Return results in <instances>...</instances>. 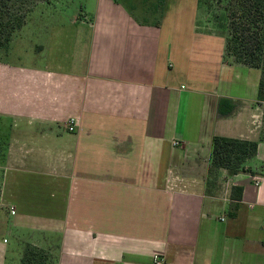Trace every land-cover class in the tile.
I'll return each instance as SVG.
<instances>
[{"label":"crops","instance_id":"1","mask_svg":"<svg viewBox=\"0 0 264 264\" xmlns=\"http://www.w3.org/2000/svg\"><path fill=\"white\" fill-rule=\"evenodd\" d=\"M118 2L42 29L44 65L0 62V264H264L261 72L224 62L199 0L158 26ZM214 136L258 142L254 174L212 172Z\"/></svg>","mask_w":264,"mask_h":264},{"label":"trees","instance_id":"2","mask_svg":"<svg viewBox=\"0 0 264 264\" xmlns=\"http://www.w3.org/2000/svg\"><path fill=\"white\" fill-rule=\"evenodd\" d=\"M115 1L122 2L138 23L145 25L154 21L157 26L161 23L166 3V0ZM51 2L52 0H0V53L4 51V55L9 54V45L14 35L24 29L34 10L40 5H50ZM203 3V0H199L200 12ZM217 31L218 36L225 38L224 62L243 65L261 72L257 103L262 106L264 104V0H228L227 22L218 26ZM2 61L0 57V62ZM258 145V142L214 136L212 172L225 169L230 176L240 173L254 174L249 163L257 156ZM8 146L9 134L4 132L0 123V156L4 164ZM242 195V187L232 188V200L239 203ZM41 252L43 250L27 245L21 264H24L27 253H33L32 257L27 259L32 262L33 257L36 258Z\"/></svg>","mask_w":264,"mask_h":264},{"label":"rangeland","instance_id":"3","mask_svg":"<svg viewBox=\"0 0 264 264\" xmlns=\"http://www.w3.org/2000/svg\"><path fill=\"white\" fill-rule=\"evenodd\" d=\"M94 1L95 0H52L50 5H40L34 10V13L29 18L24 29L14 35L9 45L10 53L4 55L3 51L0 53V57H2L3 61H9L12 64L14 63L26 67L44 65L45 54L39 51V47L45 45L47 37L46 31L41 32V30L47 26L52 27L53 25H55V27L65 26V28H67L66 24L70 23V20L80 17L79 12L81 10L86 9L88 12H91V8L94 7ZM203 2L204 5L199 15L200 23L203 24L205 28L204 31L219 35L217 31L218 26L225 25L227 22L228 0H203ZM36 28H39L38 31H40L38 35L36 33L38 32ZM222 31H224V29ZM39 34H41V36ZM69 40L70 39L65 37L64 45H66ZM262 112V124L264 125V104L262 105ZM1 139L3 140V138ZM3 168L4 160L0 156V174ZM9 239L12 250L14 251L12 258H15V255L18 257L21 247H19L14 239ZM43 252L37 254L36 258L33 257L32 262H29L27 259L32 257L33 253H27L24 258V264H51L49 255Z\"/></svg>","mask_w":264,"mask_h":264},{"label":"built area","instance_id":"4","mask_svg":"<svg viewBox=\"0 0 264 264\" xmlns=\"http://www.w3.org/2000/svg\"><path fill=\"white\" fill-rule=\"evenodd\" d=\"M75 127H76L75 121L72 120V121L70 122V125H69V127H68V130H69L70 132H74V131H75ZM174 145L177 146V145H179V143H178V142H175ZM261 182H262V178H260V177H256V178H255V183H256L257 186H260ZM154 264H166V260H165V258H164L163 256H161V255H156V256L154 257Z\"/></svg>","mask_w":264,"mask_h":264}]
</instances>
